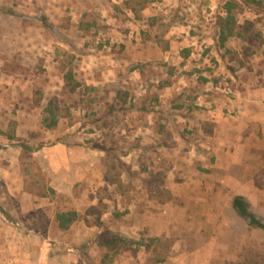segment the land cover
I'll return each instance as SVG.
<instances>
[{
    "label": "rangeland",
    "instance_id": "rangeland-1",
    "mask_svg": "<svg viewBox=\"0 0 264 264\" xmlns=\"http://www.w3.org/2000/svg\"><path fill=\"white\" fill-rule=\"evenodd\" d=\"M227 1L0 0V134L33 147L42 129L48 145L78 135L103 161L66 197L40 154L12 168L0 153L2 224L79 214L49 264H264V230L230 202L244 195L264 220V0H235L252 30L223 45ZM17 173L39 196L9 195L3 174Z\"/></svg>",
    "mask_w": 264,
    "mask_h": 264
},
{
    "label": "crops",
    "instance_id": "crops-1",
    "mask_svg": "<svg viewBox=\"0 0 264 264\" xmlns=\"http://www.w3.org/2000/svg\"><path fill=\"white\" fill-rule=\"evenodd\" d=\"M258 117V116H257ZM264 131V121L262 124ZM40 138L36 137L38 146L33 147L32 142H26L30 147L35 148L34 151H30L23 147L19 139L20 134L16 132L14 138L3 136L0 134V141L4 144L0 147V153L6 155L7 160L10 161V167L15 168L20 166L19 157L22 153L29 151L34 155H39L42 158L41 162L44 163L45 169L48 170L49 185L52 187L56 194H61L66 197L76 196V184H85L86 182L97 181L99 177V165L103 168L102 158H97V152L95 148L86 145L84 141L78 140V135H70L65 137L64 143L57 142L55 144L48 145L46 141H49V135L42 129ZM54 136V134L52 135ZM77 137V138H76ZM45 141V143H42ZM25 143V145H26ZM59 151H63V155H58ZM44 160V161H43ZM4 166L0 161V168ZM4 168V167H2ZM6 179V188L9 195L24 196L25 198L31 196H39L33 194L31 191L25 188V181L21 177L20 173L17 174H3ZM11 181V182H10ZM81 188L78 187V189ZM80 193H77V195ZM42 204H45V196L41 195ZM231 199V207L232 206ZM44 212L45 209H43ZM1 218V213H0ZM75 226L72 224L68 229H60L59 226L53 227L47 221H41L37 225H27L15 227L8 224H2L0 220V261L6 260L9 262L24 261L30 258V255H36L39 257V261L36 264H49L45 258L43 259V250L45 251L50 241H57V243H64L67 245L71 243V240L67 238V232ZM58 231V237L52 238V234ZM62 233V234H61ZM8 245L9 248L6 252H2L5 248L2 247ZM37 246L36 248H33ZM68 257L69 261L72 259ZM68 264H72L71 262Z\"/></svg>",
    "mask_w": 264,
    "mask_h": 264
},
{
    "label": "trees",
    "instance_id": "trees-1",
    "mask_svg": "<svg viewBox=\"0 0 264 264\" xmlns=\"http://www.w3.org/2000/svg\"><path fill=\"white\" fill-rule=\"evenodd\" d=\"M239 4L235 0H228L225 6V15H220L218 17L217 27L219 32L220 42L224 45L225 42L232 36L239 35L244 36L243 30L249 32L252 30L253 23L246 20V23L250 24V27L244 24L238 23L235 17L234 9L238 7ZM140 7H145V4H140ZM136 9V8H134ZM252 24V25H251ZM66 86L70 85V91H74L78 86L79 82L71 83L73 80V75L71 71H68L65 75ZM56 124V121H51L48 123L47 127H52ZM9 138H14V134L8 135ZM24 148L34 151L35 148L22 144ZM48 191L52 194H56V191L52 187H48ZM45 196L44 194H42ZM232 206L236 210L237 214L245 219L248 223L249 228H259L264 230V220L261 219L256 213H254L250 207L249 201L242 194H237L232 200ZM3 212V211H2ZM5 214V212H3ZM6 216H8L6 214ZM78 212L76 210L69 211H58L56 213V220L58 222L60 229H68L70 225L78 219ZM162 261V260H159Z\"/></svg>",
    "mask_w": 264,
    "mask_h": 264
}]
</instances>
